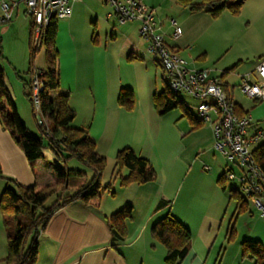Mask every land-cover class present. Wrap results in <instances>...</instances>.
<instances>
[{"label": "crops", "instance_id": "0c3cea01", "mask_svg": "<svg viewBox=\"0 0 264 264\" xmlns=\"http://www.w3.org/2000/svg\"><path fill=\"white\" fill-rule=\"evenodd\" d=\"M145 1L155 10L157 18H164L161 21L165 41L181 54L183 31L178 39H172L167 16L183 20L188 13L192 15L193 12L186 10L177 0ZM167 9V16L163 17ZM224 13L214 32L220 40L229 44L232 53L230 57H221L223 64L215 67L218 73L206 68L205 61H194L195 66H191L192 63L186 60L191 67L208 69L212 76L221 80L236 110L250 117L248 134L251 135L256 129L264 127V100L244 103L237 99L235 84L230 85L227 76L233 74L241 80L243 75L252 73L251 78L258 80L254 70L264 60V0H244L237 14L229 10ZM81 18H86L89 23L100 20L108 25L109 30L101 36L96 32L91 39L86 36L77 45L70 29ZM27 19L25 5L19 2L11 20L0 25V42L1 36L9 32L19 38L29 33ZM144 41L137 27L119 24L103 0H77L72 5L71 16L56 21L55 48L59 57L60 90L68 93V106L75 112L69 126L87 132L94 142L96 153L105 157L99 186L105 184L107 192L110 191L111 183L126 189L127 195L122 201L124 206L130 205L132 213L136 207H140V213L126 220L127 236L114 239L107 223V217L114 211L113 203L104 204L100 198L99 206L93 207L80 200L72 201L59 208L40 232L33 264H164L166 248L152 236L151 226L167 214L184 224L191 233L190 249L179 264H216L218 260L230 220L226 224L223 217H217L221 204L216 186L208 188V191L192 188L198 178L195 175L189 177L193 160L186 155L189 149L187 137H199L203 129L210 131L213 143L211 126L202 122L197 114L194 117L184 104V110L190 113L191 119L182 107L163 114L159 112L155 97L166 87L158 89L157 74L164 81L163 71L157 57L153 54V61L152 53L145 50ZM152 65L155 70L153 75L150 74ZM239 85H236L238 89ZM123 89L133 94L131 108L127 109L118 103ZM260 144H264V136L253 148ZM124 148H130L136 156L148 161L155 172L152 180L123 186L120 179L129 173L124 167L119 168L114 177L115 170L111 166L115 164L116 154ZM107 167L109 174L105 172ZM205 169L210 170V167L206 166ZM0 173L14 178L25 187L34 183L24 152L1 122ZM3 188L4 184L0 180V194ZM107 205L108 211H105ZM115 206L117 208L120 205ZM234 209L235 205L231 216ZM248 219L249 222H264L259 213L258 218L253 217L252 211H249ZM221 234V246L211 257ZM243 238L242 241L260 242L258 237L251 235ZM2 245L0 228V264H5L3 260L7 249H3Z\"/></svg>", "mask_w": 264, "mask_h": 264}, {"label": "trees", "instance_id": "16d2710c", "mask_svg": "<svg viewBox=\"0 0 264 264\" xmlns=\"http://www.w3.org/2000/svg\"><path fill=\"white\" fill-rule=\"evenodd\" d=\"M190 11H205L216 14L229 10L237 14L244 0H177ZM29 18V45L32 56L37 49L32 47L34 22ZM56 21H51L42 32V45H45L46 68L42 70L40 80L42 89L39 91L40 114L46 122L42 132L47 137V147L59 156L61 151H67L71 157L77 158L93 171L92 180L88 181L84 172L68 171L60 164L52 163L45 157L42 137L26 133V126L20 120L16 107L5 84V75L0 68V122L21 147L29 163L34 183L30 186H20L15 181L4 178L6 184L0 194V212L6 235L7 255L5 264H33L36 259L40 232L45 228L52 215L61 207L75 200L98 207L100 195L97 192L99 179L104 169L106 159L96 153L94 142L87 132L69 126L75 117V112L68 106V93L60 90L57 51L55 48ZM28 96L32 100L31 80ZM156 106L161 114L176 107H183L178 95L164 89L155 97ZM118 103L131 108L134 100L128 89H123L118 97ZM184 113L191 119L190 113ZM238 115H244L236 110ZM201 122V121H200ZM46 127V128H45ZM254 157L264 171V144L253 150ZM62 155V154H61ZM115 168H127L129 173L121 177L123 186L131 183H145L155 177V172L148 161L138 157L130 148H124L116 154ZM221 177L217 179L220 184ZM15 187L10 186L12 183ZM221 189H225L221 185ZM71 194H66L67 192ZM229 198L235 200V209L228 225L226 239L233 237V218L246 210L247 200L238 191L231 190ZM51 200L47 205L46 203ZM132 207L124 206L107 217V223L114 239H124L126 220L130 218ZM152 236L166 248L164 264H179L186 256L191 246L189 229L177 219L167 214L151 226ZM244 257L254 260V264H264V248L259 241H242Z\"/></svg>", "mask_w": 264, "mask_h": 264}, {"label": "rangeland", "instance_id": "374dc122", "mask_svg": "<svg viewBox=\"0 0 264 264\" xmlns=\"http://www.w3.org/2000/svg\"><path fill=\"white\" fill-rule=\"evenodd\" d=\"M195 1L200 2L201 0ZM186 10L190 11L189 9ZM165 11H168V9L164 10L163 17H165V15L167 14ZM190 12H193L192 15L188 13L185 19L183 18V20L179 17L172 16L176 18L178 24L181 26V29L183 31V35L180 41L182 48L180 55L186 58L190 63H192L191 66H195L193 63L194 61L201 60L205 61L206 68L215 70V67L223 64V60L221 61V57H230L232 53V50L229 49V44H225V42L220 40L219 35L215 34L214 32L215 27L220 23L222 13L225 14V10L216 14H212L210 12L205 11ZM167 17L171 18L170 16ZM158 19L161 21L164 18L161 19L159 17ZM78 21L79 22L77 24H74L70 29L71 35L76 37L75 40L77 45H79L81 41H84V38H86V36L91 39L93 34H95L96 32H99V35L101 36V34L103 35L109 30L108 25L105 23H101L100 20L97 23L94 21L92 23L86 22V18H81V21L80 19ZM1 39L2 40L0 42V68L4 72L5 84L13 101V104L16 107L18 116L23 122V124L26 126V133L31 136L39 138L42 137L44 145V155L45 157L49 158L52 163L60 164L63 168L68 171L84 172L86 175H88L90 179V177L93 176V171L89 169L86 165H84L82 162H80L77 158H69L71 157V155L67 151H61V153H59V156H57L49 149V147H47V137L43 134L41 127L45 123V121L41 116L40 112L34 109L33 101L28 96L30 90L29 83L31 80L32 71L35 69L44 70L46 68L45 45H41L40 49L36 51L35 54L32 56L29 45V33L19 38L16 34L9 32L4 36H1ZM144 44V48L147 51L148 43L145 42ZM154 57L155 56H153L152 54L151 59L153 60ZM58 59L59 57L57 56V61ZM154 71L155 70L153 66L152 70L150 69V74L153 75ZM214 73L217 74L218 71L215 70ZM227 81L230 85L235 84L234 92L235 97L237 99L243 101L244 103H249L250 101H252L248 99L236 86L240 84L241 80H238L233 74H229L227 76ZM157 87L160 90H163L165 88L164 81H162V79L160 78L159 73L157 74ZM179 99L188 108V111L194 117H196V105L198 103V100L193 99L189 95L184 93L180 94ZM209 135L210 131L206 128L201 131L199 137L193 138L190 135L186 139V144L189 148L186 155L187 158L193 160V167L191 169L189 177L195 175V178H198L196 184L192 186L194 190L208 191V188H215L216 186L220 195L219 203L221 204V210L217 217H223V222L227 224V222L232 218L231 213L235 205V200L233 198H229L230 191H237L238 189V182L234 179H229L227 177V172L228 169L231 168L233 172L238 174L239 170L235 164L227 162L226 159L221 155V153L213 149V143L212 140H210ZM207 140L209 141L206 144ZM114 165L115 164L111 166L109 164V167L111 166V169L113 168L114 170ZM206 166H209L210 170H206ZM109 167L105 169V172L108 174ZM117 173L118 169L116 168L114 172V177H116ZM1 175L4 178H9L18 183L20 186H23L14 178L5 176L3 173H1ZM210 175H212L211 178ZM219 177H221L220 184H218L217 182V179ZM0 180H2V183L5 186V179L0 178ZM9 185L15 187L13 182ZM221 185H224L225 189L222 190ZM110 186V191L107 192V190L104 188L105 184L101 183L97 189V192L100 195L101 201L104 202V204H110L111 202L114 204V211H118L119 209H122L125 205L122 201L127 195V191L126 189H121L118 185H112V183ZM66 194H71V192L68 191ZM50 201L51 200H49L46 205ZM247 202L248 205L246 207V210L237 214L232 219L234 225L232 239L224 240L221 246L220 241L223 235H219V238L211 254V257H213L215 252L218 250L219 246H221L218 252L219 256L216 264H254V260L252 261L250 258L244 257V251L241 243L245 235L258 237L260 239V242L262 243V247L264 248V222H260L261 224L258 223L256 220L249 222V211H252L253 217L255 216L256 218H258V211L252 208L253 206L248 200ZM116 204L120 206H117V208H115ZM107 207L108 205L104 207L105 211H108ZM139 209L140 207H136L134 209V212L131 213V215H137L138 213H140ZM0 221L3 244L2 246L3 249L6 250V235L3 230L4 228L2 224V219H0ZM236 232L238 236H236Z\"/></svg>", "mask_w": 264, "mask_h": 264}, {"label": "built area", "instance_id": "2783aa9c", "mask_svg": "<svg viewBox=\"0 0 264 264\" xmlns=\"http://www.w3.org/2000/svg\"><path fill=\"white\" fill-rule=\"evenodd\" d=\"M75 1L0 0V25L9 22L17 4L23 2L34 22L32 47L39 50L44 28L53 20L69 18ZM103 1L111 8V14L119 24L137 27L140 37L148 43L147 50L157 57L166 89L175 95L184 93L198 100L196 114L202 122L211 126L214 149L239 170L236 174L229 168L227 177L238 182L239 194L251 203L264 220V171L253 154V145L264 136V127L248 134L250 117L236 113L235 104L218 77L212 76L208 69L191 67L175 47L167 44L163 23L149 4L143 0ZM168 23L172 29V39H178L182 35L181 26L174 18H169ZM41 73L42 70L35 69L31 75L32 101L36 111L40 110ZM254 73L258 80H253L252 73H247L242 76L239 88L248 99L257 102L264 100V60L258 63Z\"/></svg>", "mask_w": 264, "mask_h": 264}]
</instances>
